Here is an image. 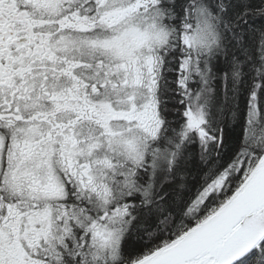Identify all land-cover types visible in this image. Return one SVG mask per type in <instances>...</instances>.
Wrapping results in <instances>:
<instances>
[{
	"label": "snow or ice",
	"instance_id": "obj_1",
	"mask_svg": "<svg viewBox=\"0 0 264 264\" xmlns=\"http://www.w3.org/2000/svg\"><path fill=\"white\" fill-rule=\"evenodd\" d=\"M0 264H264V0H0Z\"/></svg>",
	"mask_w": 264,
	"mask_h": 264
}]
</instances>
